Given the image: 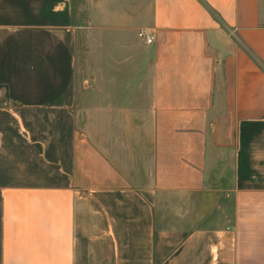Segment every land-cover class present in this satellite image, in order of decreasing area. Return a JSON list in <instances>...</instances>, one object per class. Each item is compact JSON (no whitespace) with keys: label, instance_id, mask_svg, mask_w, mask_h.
Returning <instances> with one entry per match:
<instances>
[{"label":"crops","instance_id":"crops-1","mask_svg":"<svg viewBox=\"0 0 264 264\" xmlns=\"http://www.w3.org/2000/svg\"><path fill=\"white\" fill-rule=\"evenodd\" d=\"M0 264H264V0H0Z\"/></svg>","mask_w":264,"mask_h":264},{"label":"rangeland","instance_id":"rangeland-1","mask_svg":"<svg viewBox=\"0 0 264 264\" xmlns=\"http://www.w3.org/2000/svg\"><path fill=\"white\" fill-rule=\"evenodd\" d=\"M77 11V6H75ZM78 40H77V64H78V70L79 75H84L85 72V66H86V51L88 50V47L86 46V40H85V30L78 29ZM83 80V79H82ZM82 80L80 81V84H82ZM87 86V84H85ZM226 182V181H225ZM222 182V185L226 187V183ZM215 186L210 189L209 191H206V193L199 197L197 205H195V210L197 209L199 212L203 211L205 214V220L200 221L201 223L209 224L211 223L212 217H217L220 215L228 216L233 211V193L230 189V185H227V189H221L220 184H214ZM198 222V223H200Z\"/></svg>","mask_w":264,"mask_h":264},{"label":"built area","instance_id":"built-area-1","mask_svg":"<svg viewBox=\"0 0 264 264\" xmlns=\"http://www.w3.org/2000/svg\"><path fill=\"white\" fill-rule=\"evenodd\" d=\"M140 36L142 38H145V40H146L147 43H151L153 41V39H154L153 36H149L145 32H140Z\"/></svg>","mask_w":264,"mask_h":264}]
</instances>
